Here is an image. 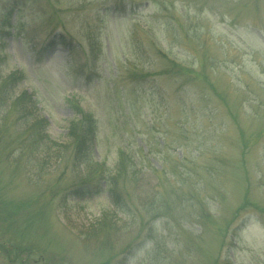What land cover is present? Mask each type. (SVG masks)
<instances>
[{"label":"rangeland","instance_id":"1","mask_svg":"<svg viewBox=\"0 0 264 264\" xmlns=\"http://www.w3.org/2000/svg\"><path fill=\"white\" fill-rule=\"evenodd\" d=\"M24 90L61 161L25 140ZM74 95L93 163L136 157L128 213L103 183L68 190ZM105 213L112 237L87 242ZM0 264H264V0H0Z\"/></svg>","mask_w":264,"mask_h":264},{"label":"trees","instance_id":"2","mask_svg":"<svg viewBox=\"0 0 264 264\" xmlns=\"http://www.w3.org/2000/svg\"><path fill=\"white\" fill-rule=\"evenodd\" d=\"M17 3L18 2L4 4V8L11 9V11L6 14L7 18H10V14L18 7ZM174 65L178 67L176 62H174ZM182 69L188 70L186 68ZM20 75V73L19 75H12L11 80L17 81L18 78H21ZM18 96H21L20 99L12 101L10 110L15 111V113L18 114L19 120L22 119L26 123L31 121V119L36 118L32 124L28 125L27 130L25 129V140L33 141L36 146L38 144L41 146L44 145V143H50V145H52V152L56 155L53 158H57V160L61 161L64 153L68 150V147L64 144L60 145L56 140H47L48 133L46 132V126L48 122L40 113L36 101L32 100L33 96L28 94L26 90L22 91ZM23 100H28L27 102L32 105L33 111L36 112V116L34 113L30 114L27 112L30 110L25 107ZM67 101L75 112L74 118L69 121L67 126V138L69 140V151L71 154L70 161L73 162L71 164V168L73 169L71 171L72 176L69 185H67L68 190L70 193H74L78 196H86L98 192L99 189L95 191L96 187L101 188V183H103L104 187L109 191L116 208L122 212L128 213L127 210H124V203L127 204L125 197H128L131 191L128 185L135 182L134 169L136 170L135 166L137 163L135 155L124 149L119 150L118 158L116 159L112 170L108 169L105 163H93L92 154L99 134L98 118L93 111L85 109L78 95L68 97ZM22 136L23 133L18 134L15 143L21 141L22 138L20 137ZM64 146L67 150L62 149ZM80 169L86 170L85 175L78 176L80 174L75 175V173H73ZM64 177H66V172H63L62 177H58L52 185V193L55 194V192H59L62 188L61 184ZM177 195L183 197V199L185 198V194L182 192L177 191ZM156 202L158 201L154 197L152 200L141 199L140 206L143 208H149L151 209L150 211L154 212L158 211L156 209H159L161 206L158 205L155 209L154 203ZM245 204L243 207L250 203L246 202ZM117 222L118 221H115L112 214L105 213L96 222V225L88 230V235L84 236L85 240L89 242L93 238L99 239V235L106 238L112 237L109 233L113 230L115 223ZM106 238H103L102 240L104 241Z\"/></svg>","mask_w":264,"mask_h":264}]
</instances>
